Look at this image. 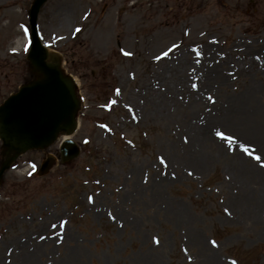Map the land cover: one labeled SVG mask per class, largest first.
Segmentation results:
<instances>
[{
  "label": "rangeland",
  "instance_id": "obj_1",
  "mask_svg": "<svg viewBox=\"0 0 264 264\" xmlns=\"http://www.w3.org/2000/svg\"><path fill=\"white\" fill-rule=\"evenodd\" d=\"M31 2L0 0V103L32 77ZM37 23L78 83L81 152L4 173L0 264H264V203L256 224L240 198L264 172V0H47Z\"/></svg>",
  "mask_w": 264,
  "mask_h": 264
},
{
  "label": "water",
  "instance_id": "obj_2",
  "mask_svg": "<svg viewBox=\"0 0 264 264\" xmlns=\"http://www.w3.org/2000/svg\"><path fill=\"white\" fill-rule=\"evenodd\" d=\"M44 1L34 0L29 11L32 44L28 59L37 77L0 107V138L5 156L0 176L17 154L33 147H46L59 132L70 133L76 125L80 102L73 80L62 72L60 58L50 56L36 34L37 12ZM50 57L52 61H47ZM71 144L65 142L62 152ZM64 154L73 156L74 152L70 149Z\"/></svg>",
  "mask_w": 264,
  "mask_h": 264
},
{
  "label": "bare ground",
  "instance_id": "obj_3",
  "mask_svg": "<svg viewBox=\"0 0 264 264\" xmlns=\"http://www.w3.org/2000/svg\"><path fill=\"white\" fill-rule=\"evenodd\" d=\"M18 42H19L18 44L20 46V44H22V42H20V40ZM252 116H254V115L248 113V116L244 119L245 122H247L248 124L252 125ZM258 124L259 125H257L255 128L252 127V129L255 130L254 133L257 135V137L252 136V138L257 143H259L261 146H263L262 142L264 140V133H262L263 132L262 130H264V128H263L264 121L262 123L258 122ZM234 127L239 129V130H241L245 135H248V133L245 132V129L242 126L241 122L236 121L234 123ZM258 129H260V130H258ZM190 138H192V136ZM221 147L219 146L221 151L225 152V149L228 150L227 149L228 147L226 148L224 142H223V144H221ZM242 163H244V162L242 161ZM245 169H251L252 170V166H246ZM256 174L258 175L257 188H254V190L252 191V186H251L249 190H247V189H246V191L243 190L241 195H240V198H241V200L244 199L245 197L248 198L247 202H248V205H250V208L247 207L248 205H246V212L252 217V221L254 223L259 224V223L262 222L263 219H261V217L259 218L256 215V209L259 207V206H257V204L261 202V198H262V201H263L262 204L264 203V187H263L264 172L259 171V172H256Z\"/></svg>",
  "mask_w": 264,
  "mask_h": 264
},
{
  "label": "snow or ice",
  "instance_id": "obj_4",
  "mask_svg": "<svg viewBox=\"0 0 264 264\" xmlns=\"http://www.w3.org/2000/svg\"><path fill=\"white\" fill-rule=\"evenodd\" d=\"M76 31L79 32L80 29L77 28ZM170 51H171V49H170ZM163 55H164V56H167L168 53L165 52ZM157 59H160V57H157ZM192 87L195 88L196 85H193ZM210 99H211V98H210ZM113 103H115V102L113 101ZM216 135H217V137H219L221 140H226V141H229V142H232V140H233V137H231V136H226L223 132H217ZM243 151L247 153V152H248V149H247V148H243ZM254 159H256L257 161H259V160L261 159V157L256 156V157H254ZM161 163H163V160H161ZM189 174L191 175V173H189ZM89 199L91 200V198H89ZM61 226H63V225H61ZM41 239H43V237H41ZM157 242H158V241H157ZM213 243H214V242H213ZM214 246H215V244H214ZM233 264H236V262L233 261Z\"/></svg>",
  "mask_w": 264,
  "mask_h": 264
}]
</instances>
